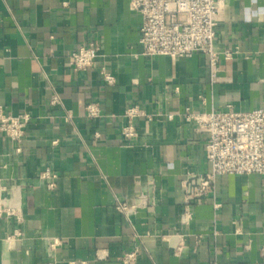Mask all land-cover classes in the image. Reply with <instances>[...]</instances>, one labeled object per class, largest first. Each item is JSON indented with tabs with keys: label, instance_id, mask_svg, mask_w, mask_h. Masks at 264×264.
Here are the masks:
<instances>
[{
	"label": "crops",
	"instance_id": "crops-1",
	"mask_svg": "<svg viewBox=\"0 0 264 264\" xmlns=\"http://www.w3.org/2000/svg\"><path fill=\"white\" fill-rule=\"evenodd\" d=\"M220 3L212 80L204 54L142 56L130 0H0V106L30 116L20 140L0 132V264H264V174L218 175L183 212L181 180L209 169L186 113L264 108V0ZM88 42L95 63L74 71Z\"/></svg>",
	"mask_w": 264,
	"mask_h": 264
},
{
	"label": "built area",
	"instance_id": "built-area-1",
	"mask_svg": "<svg viewBox=\"0 0 264 264\" xmlns=\"http://www.w3.org/2000/svg\"><path fill=\"white\" fill-rule=\"evenodd\" d=\"M130 7L141 16L139 42L142 56L165 55L175 59L204 54L208 58L210 77L214 80L220 58L214 44L216 26L221 19L220 0H130ZM98 49L96 42H88L73 50L70 53L71 68L79 71L92 67ZM224 53L226 58L230 56L229 52ZM101 74L107 84L114 82V77L105 69H101ZM56 100L57 97H54L52 102ZM85 112L89 118L100 115L95 102L88 103ZM140 114L134 106L125 110L127 122L121 127V135L126 142L138 137L133 119ZM65 119H70V114ZM185 119L194 120L198 128L206 133L204 154L209 164L205 172H187L180 182L185 200L183 212L189 218L192 215L191 203L208 196L218 175L264 174V108L188 112ZM29 120L28 114L7 115L0 106V132L12 140L21 139ZM41 177L50 180L49 186L52 187L57 174L46 169ZM139 204H143V200L138 204H128L118 199L115 209L127 216ZM135 254L136 250L125 253L123 263L132 262Z\"/></svg>",
	"mask_w": 264,
	"mask_h": 264
}]
</instances>
